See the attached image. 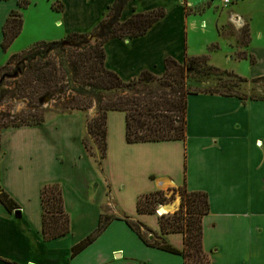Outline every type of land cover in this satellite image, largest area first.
<instances>
[{"label": "crops", "instance_id": "1", "mask_svg": "<svg viewBox=\"0 0 264 264\" xmlns=\"http://www.w3.org/2000/svg\"><path fill=\"white\" fill-rule=\"evenodd\" d=\"M51 1L61 5L60 11L56 12L58 15L51 10L54 14L51 15L53 26L60 30V39L71 33L92 32L114 2ZM181 2L183 0H130L121 13L120 21L137 13L158 9L164 12V16L138 38L107 41L103 46L105 68L117 74L122 81L129 82L144 71L161 76L166 58L181 63L188 52L187 15ZM11 11L14 10L8 0H0V44L2 27ZM23 29L22 24L21 33L14 42L22 36ZM254 55L255 59H260L264 52ZM2 58L1 54L0 61ZM72 115L62 116L65 117H61L65 119L63 123L55 118L41 126L14 129L12 135L39 132L42 142L47 143L44 149L50 152L53 149L50 148V139L46 138L57 128L67 124L72 126L75 116ZM78 125L75 130L70 128L73 131L68 129L67 132L69 174L62 169L64 159L54 151L56 149L46 159V164L38 163L35 158L38 164L29 173V164L35 163L31 157H28L29 160L24 158L29 152L24 147L9 151V147H5L6 139L2 140L5 154L0 167V187L19 209L8 213L0 204V264H183L179 256L147 247L121 220L112 221L92 244L75 257H70L71 248L97 227L106 196L105 187L104 192L96 197V191L102 184L95 183V177L88 183L77 179L81 169L94 174L92 165L96 166L85 155L82 146V138L88 136L85 124L80 119ZM127 145L137 146L135 151L141 152L142 156L140 159L123 160V164L137 165L142 175L152 178L156 189L184 185L188 192L207 195L209 213L202 219V249L208 256L209 264H264V101H242L208 94L190 95L186 98L184 143ZM164 145L179 147V185L162 171L170 166L169 150L177 148ZM16 155L24 160L16 162L13 158ZM154 170L165 175L160 177ZM53 184L61 187L64 210L70 218V231L62 238L44 243L41 236L40 189ZM88 191L93 195L92 218L82 231H76L72 208L82 211ZM17 211L18 215L15 214ZM117 214L118 218L136 220L120 212ZM135 217H139L136 212ZM164 240L176 250L183 248L181 234L166 235Z\"/></svg>", "mask_w": 264, "mask_h": 264}, {"label": "trees", "instance_id": "2", "mask_svg": "<svg viewBox=\"0 0 264 264\" xmlns=\"http://www.w3.org/2000/svg\"><path fill=\"white\" fill-rule=\"evenodd\" d=\"M129 1L114 0L107 8L103 19L92 31L96 37L94 43L88 41L86 34L71 33L58 41L36 43L9 57L0 67V108L3 100L11 97L8 94L12 89L21 93L22 99L28 102V110L15 116L0 113V135L8 129L41 126L48 115L62 117L94 109V116L85 122V128L98 150L100 166L106 157L108 113L124 115V137L129 145L184 143L188 96L208 94L242 101H264V75L246 80L210 65L206 56L185 57L182 64L166 58L163 62L164 73L160 78L144 71L137 78L124 82L117 74L107 70L103 48L107 41L138 38L164 16V12L158 9L137 13L120 21ZM26 5L23 1L17 2V9L10 12L2 27L0 48L3 52L21 33V10ZM249 42L248 39L243 44L245 48ZM209 49L216 50V47ZM240 56V59H247V54L243 52ZM249 59L254 62L252 56ZM188 77L192 82L185 80ZM210 77L218 78L219 82L225 78V82H221L217 89L202 88V80ZM226 81L234 83L230 86L225 84ZM157 83L166 91H155L150 87ZM246 84L252 86L249 92L258 88V94L248 96L236 90L239 89L238 85ZM48 103L51 108L43 109V105ZM180 112L183 114L181 120L178 118ZM86 144L82 140L83 149L92 157L93 153ZM178 193L181 197L180 209L172 215L157 216L160 234H155L138 220L102 214L95 230L71 248L70 257H75L92 244L112 221L121 220L147 247L179 256L183 264H209L208 256L202 249V219L209 213L208 197L203 192H188L185 187L179 188ZM165 202L161 191L141 195L136 200L135 212L139 216H156L158 204ZM0 204L8 213L19 209L1 187ZM40 206L42 241L46 243L66 236L70 231V218L64 210L62 190L58 184L45 185L40 189ZM142 230L147 234L144 235ZM170 234L182 235V250H176L165 242L164 236Z\"/></svg>", "mask_w": 264, "mask_h": 264}, {"label": "rangeland", "instance_id": "3", "mask_svg": "<svg viewBox=\"0 0 264 264\" xmlns=\"http://www.w3.org/2000/svg\"><path fill=\"white\" fill-rule=\"evenodd\" d=\"M18 1L20 0H8V4L12 5V10H16ZM21 1L25 2V5L29 2L26 8L21 10L24 28L23 34H21L22 36H20L16 42H13L5 52L0 50V55L2 54L4 58L0 61V67L6 63L10 56L25 51L36 43L58 41L65 38H58V31L60 30L54 29V20L51 17V15H54L51 10H55L54 13L58 15L56 12L61 9L59 3L51 0ZM181 4L185 7L187 15L186 29L188 36V52L185 57L206 56L208 57V63L210 65L227 72H232L238 77L246 80H251L252 78L264 74V56L260 59H255L256 56L254 55L264 52V0H231L227 5L223 4L222 0H183ZM86 35L89 36L88 41L90 43L96 41V37L92 35V32ZM248 39L250 42L245 48L244 45L248 42ZM211 46H215L216 50L210 51L209 47ZM241 52L247 54V59L239 58L242 57L240 56ZM249 56L255 59L253 63L249 59ZM182 62L179 64H182ZM161 76L155 77L160 78ZM217 79L218 78L215 77L203 79V83L200 85L202 88H208L209 90L217 89L221 82H225V78L221 80V82ZM185 80L187 82H192V79H189V77ZM165 81L168 82L166 79ZM233 83V81H226L225 84L231 86ZM238 86L239 89L236 90L241 93L245 92L248 96L258 94V88L253 90V92H249L252 89V86L249 84ZM150 87L155 91H166L165 89H161L158 83L151 84ZM174 87L176 88L177 85ZM190 89L193 90V88ZM8 95L11 97L3 100L4 103L0 108V113L15 116L22 111L28 110V102L22 99L21 93L13 92L11 89V93ZM49 105L50 103L44 104L43 109L51 108ZM73 115L75 116L72 119V126L71 124H67L65 127L62 126L61 128H57V130H53V133L46 138L48 141L50 139V148L53 150L56 149L54 151L58 152L61 158L64 159L62 169L66 174L71 172L70 163L67 160L69 154V146L67 144L68 129L72 128L75 130L76 127L78 128L80 119L82 124H85L87 120L93 118L94 109H90L86 112H76L73 113ZM55 118H57L56 120L59 123H63L65 120L61 119V117L48 115L46 117L47 121L44 124L51 120L53 121ZM178 118L180 120L183 118L181 112L178 113ZM72 129H70V131H73ZM12 130L14 129L4 130L0 135V167H2L5 154L3 150L4 146L2 145V140L4 141V139L7 141L5 147H9V151H13L15 147L17 150L20 147H24L25 150L29 152L24 155V158L29 160L28 157H31L32 162H35L36 158V161L40 164L47 163L46 159L51 157L50 154H52L53 150L49 152L44 149L47 143L42 142L39 132H25L12 135ZM124 130V115L115 112L108 113L107 152L106 159L103 160L102 166H98L99 160L96 145L89 136L85 135L82 138L86 141V146L90 148L93 153L90 159L95 162L96 166L93 167L92 165L94 174H89L86 169H81L80 176H77V179L81 182L88 183L95 177V183L99 185L102 184V187H98L96 191V197H98V193H101L106 187V196H103L104 201L101 206L103 215L107 214L118 218L117 212H120L123 215L138 220L155 234H160L158 233L159 219L157 216L172 215L180 209L181 197L178 190L179 188H184V185L181 187H163L161 190H158L155 188V183L152 181V178H147V175H142L137 165L130 166L123 164V160L133 158L140 159L142 156L141 152L135 151L136 148H138L137 146H128L125 143ZM164 146L177 148L175 150H169L168 153L171 155L170 166L168 169L163 168L162 171L168 174L169 179L176 182V185H179L181 178H179L181 166L179 147H175L174 145ZM180 149L182 151V145H180ZM6 153L8 155V151H6ZM85 155L88 157L86 152ZM13 158H15L16 162H22L24 160V158L19 155ZM38 163L29 164L28 172L32 173L34 167ZM154 171L158 175H161L160 177L165 175L161 174L159 170ZM1 175L0 173V181L2 178ZM156 191L163 192L167 201L163 204H158L159 206H157L156 209L160 206H165L163 208H167L168 213L164 214V212H162L161 214H156V216L142 215L135 217V203L137 197ZM92 196V193L89 191L88 194L84 196L85 199H83L85 204L82 211L76 207L72 208L76 231H82L91 221L92 207L94 206ZM142 233L144 235L145 233L147 234L144 230H142Z\"/></svg>", "mask_w": 264, "mask_h": 264}, {"label": "bare ground", "instance_id": "4", "mask_svg": "<svg viewBox=\"0 0 264 264\" xmlns=\"http://www.w3.org/2000/svg\"><path fill=\"white\" fill-rule=\"evenodd\" d=\"M163 207H165V206H161V211H157L158 212V214H161L162 212H164V214H167L168 213V209L167 208H163ZM158 210V209H157Z\"/></svg>", "mask_w": 264, "mask_h": 264}, {"label": "built area", "instance_id": "5", "mask_svg": "<svg viewBox=\"0 0 264 264\" xmlns=\"http://www.w3.org/2000/svg\"><path fill=\"white\" fill-rule=\"evenodd\" d=\"M230 1H231V0H222L223 4H225V5L229 4ZM156 214H158L157 211H156Z\"/></svg>", "mask_w": 264, "mask_h": 264}, {"label": "water", "instance_id": "6", "mask_svg": "<svg viewBox=\"0 0 264 264\" xmlns=\"http://www.w3.org/2000/svg\"><path fill=\"white\" fill-rule=\"evenodd\" d=\"M157 211H158V212L161 211V206L158 208ZM15 214L18 215V211H17Z\"/></svg>", "mask_w": 264, "mask_h": 264}]
</instances>
